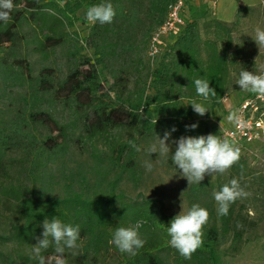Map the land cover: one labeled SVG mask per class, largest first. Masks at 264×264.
Masks as SVG:
<instances>
[{
    "label": "trees",
    "instance_id": "trees-1",
    "mask_svg": "<svg viewBox=\"0 0 264 264\" xmlns=\"http://www.w3.org/2000/svg\"><path fill=\"white\" fill-rule=\"evenodd\" d=\"M171 1L13 0L11 20L7 24L0 21V224L5 212L13 219L0 230V264H38L32 258V247L43 238L44 220L53 218L80 228L79 247L65 252L68 264H168L169 258L173 264H222L220 247L242 239L245 229L236 210L238 200L227 216H218L213 196L230 182L227 176L240 183L250 176L241 157L225 173H218L217 184L204 179L189 186V209L199 204L207 209L209 219L203 227L202 245L191 259H185L169 244L168 218L155 216L150 207L124 203L115 195L124 174L135 179L138 152L129 143L113 140L108 141L109 152L105 151L104 157L100 151L95 154V142L106 141L119 130L138 146L162 129L175 128L186 137H220L208 120H193L190 103L205 101L214 109L230 90L241 91L230 81L234 62L228 51L233 47V28L255 7H238L231 26L216 19L202 27L196 21H186L169 37L171 42L161 43L155 65L146 61L143 81L140 75L134 76L131 94L125 96L115 89L124 86L119 84L124 78L118 74L128 75L132 67L138 71V48L147 52L150 36L164 22ZM106 2L116 10L111 23H93L83 38L67 32L77 21L87 25L85 17L79 20L78 12ZM22 36H26L25 44ZM22 48L46 61L53 59L52 64L41 66L34 74L33 62L20 54ZM85 48L93 51L95 59L82 55ZM57 49L66 57L63 75L53 62ZM243 70L256 74L250 65ZM109 78L114 79L111 84ZM197 78L209 80L216 96L199 97L193 83ZM14 89L19 92L12 104L8 96ZM55 115L60 120L55 118L58 134L53 136L46 132L42 116L53 120ZM192 124L198 126L186 127ZM78 142L79 148L90 149L98 158L95 171L107 163L117 173L99 195L84 192L90 179L82 172L77 173L76 181L72 173L65 175L60 194H55L47 181L50 168L64 161L71 145ZM127 221L140 223L137 231L146 241L136 256L121 253L109 243L115 229ZM53 251L50 246L42 255L48 257Z\"/></svg>",
    "mask_w": 264,
    "mask_h": 264
},
{
    "label": "rangeland",
    "instance_id": "rangeland-1",
    "mask_svg": "<svg viewBox=\"0 0 264 264\" xmlns=\"http://www.w3.org/2000/svg\"><path fill=\"white\" fill-rule=\"evenodd\" d=\"M209 3L205 2L201 5V9L194 11L191 9L192 15L186 19V21H196L200 27H202L208 20L214 19L210 14L211 9L208 8ZM255 10L250 13L243 14L242 20L239 25L233 28V47L228 51L232 62L234 65L231 66L230 81L236 83L239 79V74L243 68L250 65L251 68L256 72V74H261L264 72V46L260 48L254 41L252 37L255 35V29L260 27L264 29V4L254 6ZM85 12H78L77 17L79 20L85 17ZM198 14V15H197ZM211 15V16H210ZM233 20L227 23L229 26L233 25ZM92 22H87V25L81 23V21L75 22L73 27L67 28L68 33L75 32L80 38L87 35V29L91 26ZM145 31V30H144ZM143 32V31H142ZM25 37L22 36V43L25 44ZM141 34L139 35L138 41L140 42ZM171 42V38L163 39V45ZM222 48V44H219ZM20 54L24 57H28L30 62H33L34 74L38 72L41 66L51 65L52 62L44 60L40 54L31 53L28 49L22 48ZM141 62L137 65L135 70L134 67L129 69L128 75L118 74V76L124 78L123 81L120 80L119 84H124L123 87H115L118 93L122 95H129L135 89L134 88V76L140 75L143 81L145 77V65L148 59L146 49L138 48ZM241 51V53H240ZM27 54V55H26ZM84 57L95 59L93 51L89 48H85L82 52ZM55 59L53 62L59 70V75H63L67 72V62L63 51L57 49L55 52ZM150 62V61H149ZM155 62H151L155 65ZM119 66V65H118ZM117 66V67H118ZM100 69V67H98ZM114 79L109 78V84H111ZM125 81V82H124ZM18 90L14 89L10 92L8 96V101L12 104L17 101ZM152 93V92H148ZM114 93L110 96L113 98ZM256 96L254 93L246 91H229L222 103L217 108H212L209 103L205 101H200L203 103L209 111L204 115L200 116L197 113L194 114L193 120H208L221 134L222 131L230 129L233 124L229 123L226 119L229 112L233 109H237L240 102L247 98ZM60 120V116L55 115L52 119L42 116L43 120H46L47 130L46 132L52 134L53 136L58 134V126L55 121ZM166 131H171V129L161 130L155 132L153 135L149 136L148 139L144 140L140 144L141 151L138 152V157L136 160L137 168L135 173V179L133 180L128 174H124L118 187L115 189V195L122 197L124 203L133 204L141 209L151 208V212L157 216H163L172 220L181 211L187 212L189 210V205L187 201V191L189 189L188 181L183 178L180 170L173 163L171 159V154H174L176 145L172 143L173 140H179L181 137H186L185 135L174 131L171 132V136L166 143L170 146V154L167 157H162L159 152L154 154H149L148 149L151 145H159L158 138H163ZM158 137V138H157ZM117 141L122 143H129L130 136L125 131H114L108 136V140H99L95 142L97 148V154L99 151L104 157L103 153L105 151L109 152L108 141ZM81 142L77 144H72L70 150L68 151L67 158L53 165L49 172L47 181L51 182V189L55 194H60L62 189V183L64 181V176L68 174L73 175V180L78 179V172L87 175L90 179L89 186L83 187L84 192L88 195H99L107 189V182L112 181L117 176L115 170H111L110 166L106 163L101 166L98 171H95V164L97 163V157L90 153V149L85 147L79 148ZM241 148V159L245 162L250 176L241 180V186L250 193L247 198L239 199L237 205V212L239 213L240 220L242 223L243 237L237 243L229 241L220 247L219 254L221 256L222 264H264V145L262 144H242L238 145ZM106 159V158H105ZM146 162H151L153 164L152 171H148L145 167ZM61 166V168H60ZM64 174V175H63ZM228 181L232 178L226 177ZM218 173L213 174V176H205V180L210 181L214 185L217 184ZM99 182L100 186H95V183ZM76 183V182H75ZM77 187V184L74 185ZM11 219L9 213L5 212L2 216L0 230H2L4 224L10 225ZM140 223L133 224L131 222H126L124 227H132L136 230L139 229ZM140 235V234H139ZM114 258L111 257L110 260ZM168 264H173L171 258L167 260ZM69 264H73L70 262Z\"/></svg>",
    "mask_w": 264,
    "mask_h": 264
},
{
    "label": "clouds",
    "instance_id": "clouds-1",
    "mask_svg": "<svg viewBox=\"0 0 264 264\" xmlns=\"http://www.w3.org/2000/svg\"><path fill=\"white\" fill-rule=\"evenodd\" d=\"M14 7L13 0H0V21L7 24L11 20V12ZM115 16L116 10L110 2L89 6L85 12V19L92 23H111ZM252 38L259 48L264 46V29L257 27ZM193 83L197 95L203 100L209 99L210 96H216L215 89L209 86V80L197 78ZM236 83L241 90L264 97V72L254 74L251 71L242 70ZM190 105L194 112L200 116H204L209 111L203 103L197 102L195 99L191 101ZM226 119L229 123L236 125L241 122L238 110L235 109L229 112ZM197 126V124H192L186 127L195 129ZM174 131H176L175 128L166 131L162 139L157 137L159 145L158 147L155 144L151 145L148 149L149 154L159 152L160 156L167 157L170 154V146L166 141ZM172 143L176 145V149L174 154H171V159L180 170V176L187 179L188 185L201 184L206 175L225 173L239 161L241 155V148L235 142H229L227 139H221L212 134L181 137L179 140H173ZM129 144L135 151H141L134 139L130 140ZM145 167L150 172L153 169V164L146 162ZM249 195L250 193L245 191L240 182L233 178L219 191L213 193L214 200L218 205L217 215L227 216L233 203L239 199L247 198ZM208 219L209 212L199 204H193L187 212L181 211L171 220L170 226L167 228L170 246L175 248L185 259H191L192 254L203 243V227L207 224ZM42 227L43 238H38V243L33 245L32 258L38 261V264H68L65 252L79 247V225L65 224L60 219L53 218L51 221L45 219ZM145 242L138 231L132 227H117L109 241L121 253L131 256H136ZM50 246L54 249L53 254L45 257L42 252L47 251Z\"/></svg>",
    "mask_w": 264,
    "mask_h": 264
},
{
    "label": "built area",
    "instance_id": "built-area-1",
    "mask_svg": "<svg viewBox=\"0 0 264 264\" xmlns=\"http://www.w3.org/2000/svg\"><path fill=\"white\" fill-rule=\"evenodd\" d=\"M194 0H172L168 6L164 22L151 34L147 57L154 62L161 53L163 39L171 37L176 30L186 25L184 12L186 5ZM240 124L224 130L221 139H227L235 144H262L264 145V97L258 95L240 102L237 109Z\"/></svg>",
    "mask_w": 264,
    "mask_h": 264
},
{
    "label": "crops",
    "instance_id": "crops-1",
    "mask_svg": "<svg viewBox=\"0 0 264 264\" xmlns=\"http://www.w3.org/2000/svg\"><path fill=\"white\" fill-rule=\"evenodd\" d=\"M209 3L208 8L211 9L210 14L212 18L230 23L238 9V7H254L256 5L264 4V0H206ZM205 0H194L186 5L184 12L185 19L192 15L191 7L194 11H198ZM198 15V14H197ZM193 16V15H192Z\"/></svg>",
    "mask_w": 264,
    "mask_h": 264
}]
</instances>
